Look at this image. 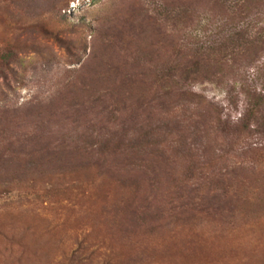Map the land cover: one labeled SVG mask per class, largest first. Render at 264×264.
I'll use <instances>...</instances> for the list:
<instances>
[{
  "label": "rangeland",
  "instance_id": "rangeland-1",
  "mask_svg": "<svg viewBox=\"0 0 264 264\" xmlns=\"http://www.w3.org/2000/svg\"><path fill=\"white\" fill-rule=\"evenodd\" d=\"M0 264H264V0H0Z\"/></svg>",
  "mask_w": 264,
  "mask_h": 264
},
{
  "label": "trees",
  "instance_id": "trees-1",
  "mask_svg": "<svg viewBox=\"0 0 264 264\" xmlns=\"http://www.w3.org/2000/svg\"><path fill=\"white\" fill-rule=\"evenodd\" d=\"M246 3V2H245ZM242 93H243V95H244V97H246L247 99H249L250 100V93L248 92V91H242ZM188 94V93H187ZM192 97L194 98V96H192L191 95V97H190V99H192ZM195 98H196V96H195ZM197 98H199L200 99V97H197ZM249 104V106H250V108L248 109V111H247V114H246V120L250 117V116H254L257 112H258V109H259V106H260V103L258 102V103H255V102H253V103H251V101L250 102H248Z\"/></svg>",
  "mask_w": 264,
  "mask_h": 264
}]
</instances>
